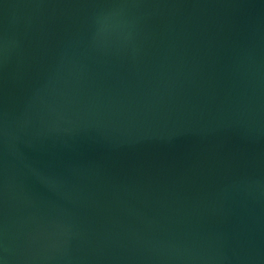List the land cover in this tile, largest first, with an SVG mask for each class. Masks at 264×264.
Masks as SVG:
<instances>
[{
	"label": "water",
	"instance_id": "obj_1",
	"mask_svg": "<svg viewBox=\"0 0 264 264\" xmlns=\"http://www.w3.org/2000/svg\"><path fill=\"white\" fill-rule=\"evenodd\" d=\"M0 264H264V0H0Z\"/></svg>",
	"mask_w": 264,
	"mask_h": 264
}]
</instances>
